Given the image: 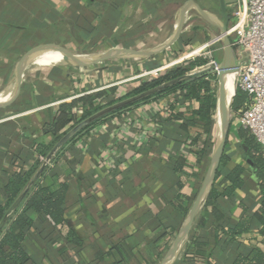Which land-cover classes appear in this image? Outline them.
Listing matches in <instances>:
<instances>
[{"label": "crops", "instance_id": "obj_1", "mask_svg": "<svg viewBox=\"0 0 264 264\" xmlns=\"http://www.w3.org/2000/svg\"><path fill=\"white\" fill-rule=\"evenodd\" d=\"M187 1L0 0L1 204L6 203L4 187L11 175L35 172L55 143L76 124L60 129V137L44 132L60 105L107 93L123 77L122 71L133 67L131 59L80 61V57L151 48L142 45L153 36L166 40L164 32L173 14ZM212 29L190 14L180 37L168 49L174 53L171 57L194 48L201 41L200 34ZM52 55L74 61L29 65L34 57ZM21 62L26 65L17 76ZM102 98L96 97L95 104ZM170 98L171 94L163 95L104 118L61 149L42 183L52 185L56 178L69 186L66 221L57 227L63 238L56 243L45 239L41 231L46 222L34 215L36 228L26 239L32 258L27 264L162 262L201 189L218 135L214 117L203 158H199L198 143L189 145L186 140L179 147V123L163 120L161 102ZM77 113L83 112L78 109ZM238 129L232 123L224 152L228 161L219 167L218 181L228 183L227 175L242 166L244 186L230 199L220 196L205 202L199 215L204 216L201 236L193 237L198 217L174 264H232L235 254L251 245L264 250L259 227L236 238L216 230L219 224L233 225L254 213L262 199ZM155 137L164 140L163 144L150 142ZM201 137L206 139L204 134ZM180 156L185 162L176 167ZM69 232L77 243L67 240Z\"/></svg>", "mask_w": 264, "mask_h": 264}, {"label": "trees", "instance_id": "obj_2", "mask_svg": "<svg viewBox=\"0 0 264 264\" xmlns=\"http://www.w3.org/2000/svg\"><path fill=\"white\" fill-rule=\"evenodd\" d=\"M169 1H178L179 3H182L184 0ZM232 21L233 18L231 17L230 24ZM220 58L221 57H219V60ZM206 63V59L202 57H196L189 61L188 66H177L169 71L166 75L144 83L143 89H140V91L153 87L164 81L179 77L183 74H186L196 66L204 65ZM210 76V73H208L184 79L179 83L167 88L166 90L150 96L141 102H147L155 98L158 99L163 95L176 93V102L170 105L169 116L163 120L164 122L179 123L178 125L182 133V138L178 141L179 147L184 142L187 144L186 140H190L188 143L189 145L193 143L199 144L200 148L198 153L200 159L204 157L206 152L205 149L208 141L207 138L212 131L218 102L217 96L213 92V87L209 79ZM106 94L107 93L105 92H100L94 96H85L61 104L50 122L44 126V132L60 137V135H58L60 129L66 127L72 122L77 124L87 116L100 109L99 107L95 106L94 100L96 97H104ZM246 99L247 95L239 90L236 94L233 105L234 113L243 108ZM130 107H127L126 109ZM78 109L83 112L81 115L77 113ZM118 112L121 111H117L116 113ZM92 125L86 127L78 134L88 130ZM192 133H195L196 137H190V134ZM203 134L205 135L206 139H202L201 136ZM238 135L246 146L247 156L253 162L254 173L258 179L262 199L258 209L254 213L244 216L240 221L233 225L228 224L227 226H224L219 224L217 225L216 230L223 234H227L232 238H236L238 236H242L244 233L252 231L255 227H259V234L264 238V147L256 140V138L248 129L239 127ZM200 139L202 141H200ZM152 141L157 142L159 145H162L164 142V140L157 137L151 138L150 142ZM58 155L59 153L56 155L54 162ZM227 161L228 156L224 153L220 166L225 165ZM184 162L185 157L180 156L176 160L175 165L176 167H180ZM47 171L33 185L23 202L9 218L5 227L1 231L0 264H27L31 261L32 258L30 255V250L26 245V239L31 233V230L36 228L34 215L40 216L46 222L41 231L43 234L46 233V235H44L46 237L45 239L51 243H56L63 238L62 234L57 231V227L59 225L61 226L66 221L65 213L67 209V195L69 186L66 182H61L56 178L54 179V183L52 185L43 184L42 180L45 177ZM244 171L245 169L242 166H237L234 168V170L227 175L226 182L228 183L224 182L225 184H222L223 182L221 183L218 181V172L212 191L207 199V203H211L220 196L229 199L232 198L234 196L235 190L244 186V180L242 177ZM33 173L30 174L25 171H15L11 175L4 187L6 203H0V221L10 206L13 204L15 199L19 196L23 188L29 182ZM203 219L204 216L202 215L197 221V231L194 232V239H197V237L201 236V228L204 222ZM56 231L57 234L55 235ZM67 236V240H69V242L77 243L78 239L73 233L69 232ZM200 254H203V252H200ZM232 264H264V250L259 245H251L249 250L236 253Z\"/></svg>", "mask_w": 264, "mask_h": 264}, {"label": "water", "instance_id": "obj_3", "mask_svg": "<svg viewBox=\"0 0 264 264\" xmlns=\"http://www.w3.org/2000/svg\"><path fill=\"white\" fill-rule=\"evenodd\" d=\"M219 12L213 11L200 3L189 0L182 4L171 18L173 30L167 39L159 45L145 49H122L112 51L108 59H149L168 50L180 37L183 31V25L186 18L191 13H196L208 25L218 29L220 36V43L222 47L221 58L215 64L205 65L197 70L189 71L179 77L164 81L153 87L137 92L125 98L119 99L109 105L101 107L91 115L87 116L74 126L70 128L52 147L50 152L42 160L40 166L31 176L29 182L23 188L19 196L15 199L13 204L7 210L6 214L0 221V233L13 215L16 209L25 199L28 192L33 185L43 176V174L50 168V164L54 162L56 155L61 149L67 145L80 131L86 127L116 113L122 111L127 107L141 103L146 98L160 93L167 88L179 83L180 81L203 74H208L217 71L219 78V98L217 102L216 116L219 113L220 117L217 121L218 135L215 141L212 159L208 166L201 189L185 219L184 224L179 230L173 244L168 250L165 258L160 264H174L178 259L181 246L186 238L189 236L195 221L199 217L201 210L208 199L209 193L214 185L218 169L220 167L222 156L228 143L233 118V105L236 94L238 92L237 77V51L233 46L232 38L228 34V29L231 22V14L229 12L227 0H218ZM91 54L80 57V61L91 60ZM26 62H21L17 68V76L21 74ZM232 80L233 91L229 93L228 81Z\"/></svg>", "mask_w": 264, "mask_h": 264}, {"label": "built area", "instance_id": "obj_4", "mask_svg": "<svg viewBox=\"0 0 264 264\" xmlns=\"http://www.w3.org/2000/svg\"><path fill=\"white\" fill-rule=\"evenodd\" d=\"M229 5L234 8L228 34L237 51V85L247 95L243 108L233 112L232 123L248 129L264 147V0H230ZM218 41L220 36L213 43ZM207 46L192 54L194 49L187 57L200 54ZM219 50L222 52V47ZM218 61L212 57L206 65ZM176 99L177 94L171 93L169 100L161 102L164 118H168L169 107Z\"/></svg>", "mask_w": 264, "mask_h": 264}, {"label": "rangeland", "instance_id": "obj_5", "mask_svg": "<svg viewBox=\"0 0 264 264\" xmlns=\"http://www.w3.org/2000/svg\"><path fill=\"white\" fill-rule=\"evenodd\" d=\"M229 1L230 0H227L228 8L231 17H233L234 8L229 5ZM196 2L200 3L204 7L212 8L216 12H219L220 10L218 0H196ZM192 15L195 18L198 17L196 13H191V16ZM172 30H173V25L171 24V26L167 28V32L165 31L164 34L169 36ZM201 35L204 36V38H202ZM199 37L201 38V41L198 45L193 46L194 48L191 47L186 48L183 52L176 54V56L174 57H171L173 56L174 53L170 49L168 51H165L164 53H161L149 59H141V58L131 59L130 62L133 64L132 69L131 67H129L127 70L126 69L123 70L122 71L123 77L120 78V80H116L117 82L115 86L107 89L108 90L107 94L99 102H97L95 106L101 108L119 99L135 94L139 92L140 89H143L144 83L154 79H158L166 75L169 71H171L173 68L177 66L180 65L188 66L189 61L193 60L196 57H202L206 59L207 62L210 61L212 57L219 58L221 55V50H219L221 48V43L220 41L213 43L214 39L219 37L218 29L214 28L211 31H208V33L204 30V32H202V34H200ZM155 40H156V36H153L152 38L149 37L147 42L143 44L142 47H150L151 45L154 44ZM206 44H208V46L200 54L198 53L196 55L187 57L194 49L196 50L193 52L197 53L200 49L199 47ZM145 60H148V62L144 63ZM122 63L124 64L126 63V61H122ZM206 64L196 66L190 71L197 70L200 67L205 66ZM124 66L126 68V65ZM210 75L211 76L209 77V79L213 87V92L218 99L219 98L218 72L217 71L212 72L210 73ZM155 99L157 100V98ZM217 118H218V114L217 116L215 114L216 121H218Z\"/></svg>", "mask_w": 264, "mask_h": 264}, {"label": "bare ground", "instance_id": "obj_6", "mask_svg": "<svg viewBox=\"0 0 264 264\" xmlns=\"http://www.w3.org/2000/svg\"><path fill=\"white\" fill-rule=\"evenodd\" d=\"M164 41L165 40H159L156 37V40H155L154 44L151 45L150 47L159 45V44H161ZM111 53H112L111 51L110 52H104V51H102V52H96V53L92 54L91 57L92 58H96V59H106V58H108V56ZM195 53L196 52H192V54H195ZM71 61H74V58L73 57L52 55V56H48L46 58L34 57L30 61L29 65H31V64H49V65H52V64H56V63H68V62H71ZM10 86H11V81L9 82L8 86L6 87V89H5L6 92H5L4 95H6L9 92ZM228 87H229V93L231 94L232 91H233L232 80H229L228 81ZM219 117H220V115L218 113L217 120H219Z\"/></svg>", "mask_w": 264, "mask_h": 264}]
</instances>
